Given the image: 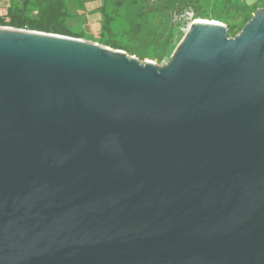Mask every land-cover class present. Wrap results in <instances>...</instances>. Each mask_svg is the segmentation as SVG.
<instances>
[{"label":"water","instance_id":"water-1","mask_svg":"<svg viewBox=\"0 0 264 264\" xmlns=\"http://www.w3.org/2000/svg\"><path fill=\"white\" fill-rule=\"evenodd\" d=\"M0 264H264V6L164 64L0 25Z\"/></svg>","mask_w":264,"mask_h":264},{"label":"trees","instance_id":"trees-1","mask_svg":"<svg viewBox=\"0 0 264 264\" xmlns=\"http://www.w3.org/2000/svg\"><path fill=\"white\" fill-rule=\"evenodd\" d=\"M3 2L0 5L6 11L0 13V25L84 38L81 32L71 31L67 24V20L70 17L79 14V8L75 7V3L72 0H5ZM6 2L9 4L8 6H4ZM81 2H85V0H81ZM69 3H72V5L69 6ZM126 5L138 9L135 17L137 22L136 28L121 35H127L132 38L140 34L142 24H145L148 19V17L145 19V16L161 15L164 17L171 15L173 12H182L188 7L196 9V16L199 18H208L226 23L229 36L237 35L251 20V17L245 14L244 10L247 7L242 0H222L221 8L224 9V15H220L219 18L210 17L205 14L204 10L202 11L203 0H102L100 10L103 11L102 23L103 21L104 23L101 25L103 32L98 39H93L94 41L110 45L116 49H126L122 41L119 42L113 39L115 35L111 30V24L115 21L116 15ZM109 6H111L110 11L108 10ZM182 37L180 35L176 42L180 41ZM173 45L174 42L170 39L168 44H165L164 49L166 53L171 52V49L174 47Z\"/></svg>","mask_w":264,"mask_h":264},{"label":"rangeland","instance_id":"rangeland-1","mask_svg":"<svg viewBox=\"0 0 264 264\" xmlns=\"http://www.w3.org/2000/svg\"><path fill=\"white\" fill-rule=\"evenodd\" d=\"M3 1L5 2V0H2L0 3ZM72 1L75 3V7L79 8V14L67 20L70 30L78 33L81 32L87 41L98 39L103 32L101 25L104 23V21L102 23L103 11L100 10L102 0H85V2H81V0ZM242 2L247 7L244 10L245 14L251 17V19L258 10L255 8L257 6L261 7L264 4V0H242ZM221 3L222 0H203L202 11L204 10L205 14L210 17L219 18L220 15H224V9L221 8ZM5 5L8 6L9 4L6 2ZM71 5L72 3H69V6ZM1 6L0 13L6 11ZM108 10H111V6L108 7ZM137 12L138 9L129 5L122 8L120 13L116 15L115 21L111 24V30L115 35L113 39L119 42L122 41L124 46H126V49L122 50L129 55L136 56L141 61L151 60L156 64H164L172 58L192 22L199 19L196 16L197 10L192 7H188L182 12H173L171 15L164 17L161 15H147L145 19H147L146 17L148 19L145 24H142L139 35L137 34L135 38L128 37L127 35L121 36L124 32H129L136 28L137 22L135 17ZM191 14H193V17H191ZM180 35L183 36L182 39L176 42ZM170 39L173 40L174 47L171 49V52L166 53L164 49L165 44L167 45ZM106 46L114 48L110 45Z\"/></svg>","mask_w":264,"mask_h":264},{"label":"crops","instance_id":"crops-1","mask_svg":"<svg viewBox=\"0 0 264 264\" xmlns=\"http://www.w3.org/2000/svg\"><path fill=\"white\" fill-rule=\"evenodd\" d=\"M264 6V4L260 7V6H257L255 9L257 10V9H260V8H262Z\"/></svg>","mask_w":264,"mask_h":264},{"label":"built area","instance_id":"built-area-1","mask_svg":"<svg viewBox=\"0 0 264 264\" xmlns=\"http://www.w3.org/2000/svg\"><path fill=\"white\" fill-rule=\"evenodd\" d=\"M191 17H193V14H191Z\"/></svg>","mask_w":264,"mask_h":264}]
</instances>
